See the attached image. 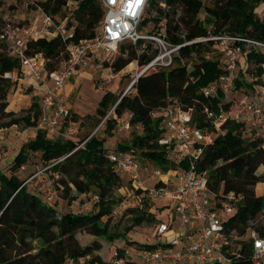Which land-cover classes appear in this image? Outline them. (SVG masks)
Instances as JSON below:
<instances>
[{
  "label": "trees",
  "instance_id": "1",
  "mask_svg": "<svg viewBox=\"0 0 264 264\" xmlns=\"http://www.w3.org/2000/svg\"><path fill=\"white\" fill-rule=\"evenodd\" d=\"M71 1L69 7L67 0H44L40 1V5L57 16L69 13L66 24H72V35L68 40L92 36L102 15L99 0ZM260 2L264 4V0H148L137 22V29L141 33L159 32L175 43L213 32L264 40V5L262 14L256 10ZM148 7L153 11L145 15ZM12 20L21 24L19 20ZM212 44V39H206L179 46L173 62L168 66H152L138 73L128 85L132 92L103 91L94 108L95 124L101 120L97 128L102 125L104 135H111L115 117L127 111V123L132 129L130 135L117 142L111 150L129 151L136 160L151 163L160 172L185 165L183 161H175L170 146L158 142L162 132L161 115L153 108L171 102L183 107L192 106L194 126L211 128L204 119L202 107L208 105L216 108L222 94L217 91L216 94L204 96L200 88L220 73L228 72L220 59L204 56L205 52L213 49ZM64 45L65 41L57 35L29 37L25 41L24 53L40 52L45 67L52 69L65 58ZM117 50L118 54L109 62L114 71L131 60L141 66L156 52V47L149 39L137 38L134 42H119ZM241 60H244L243 64H240ZM248 61L254 64L251 78L246 76ZM263 64L264 53L261 50H247L238 60V66L229 72L231 88L255 89L263 84ZM18 66V57L7 51L6 39L0 38V128L10 125L34 127L37 120L39 103L33 97L24 112L15 113L5 109L7 94L14 87L16 79L4 76L3 72L17 71ZM228 103L221 102L223 107H227ZM109 108L112 109L111 113L105 115ZM137 123L140 125L139 131L132 128ZM250 128L245 122L226 119L218 132L213 134L211 143L202 147L195 163L196 171L203 175L211 191H233L241 195L235 213L222 221V231L230 248L238 249L241 253L227 264H251V248L245 239L249 228L264 236V223H255L264 210V194L257 195L254 191L257 183L264 185V137L253 135ZM82 141V145L75 148L76 141L59 135L47 137L43 130L35 129L34 135L22 142L12 156L11 172L0 171V264H61L65 257H72L77 263L82 259L80 264H105L107 258L101 252H104L106 244L123 239L126 246H152L125 237L133 225L145 221L154 224L157 219L154 213H150L152 203L144 197L140 204L123 208L131 211L130 227L123 231L110 228L112 207L121 198L113 191L122 183L107 159L109 150L103 146V137L91 134ZM30 152H38L43 164L65 155L48 168L58 174L57 181L62 185L61 196L70 202L77 194H95L94 211L58 213L54 204H46L38 197L36 192L40 191L28 190L27 181L18 178L14 170L25 165ZM260 167L262 169L258 171ZM135 192L141 193L140 189ZM77 230H83L95 239L81 245L75 237ZM117 251L120 252V249Z\"/></svg>",
  "mask_w": 264,
  "mask_h": 264
},
{
  "label": "built area",
  "instance_id": "2",
  "mask_svg": "<svg viewBox=\"0 0 264 264\" xmlns=\"http://www.w3.org/2000/svg\"><path fill=\"white\" fill-rule=\"evenodd\" d=\"M40 1L44 0H29L43 14L42 24L39 27L33 28L25 24L13 23L12 18L6 17L0 26V38L6 39L7 51L17 56L19 62L17 71H4L3 75L26 76L37 81L42 87L34 128L43 130L47 137L59 135L70 139L76 133L75 124L69 120L70 113L65 101L64 85L74 72L88 65L93 54L98 53L101 59H107L116 51L118 43L123 40L134 42L137 38L149 39L156 47V52L141 66L136 64L134 67V76H136L149 67L171 64L173 56L183 44L195 40L212 39V50L219 54L220 62L228 72L220 73L214 80L200 88L204 96L216 94L217 91L222 94L216 108L208 105L202 107L204 119L208 121L211 128L201 129L194 126L191 117L192 106L183 107L177 102H171L162 103L153 108L161 115L162 132L158 142L170 146L175 161L185 162L183 167L172 169V183L168 184V177L164 181L160 179V175L166 172L154 169L152 173L159 177L152 185L144 186L139 178L137 160L131 152L109 150L106 154L114 170L126 176L128 184L126 194L131 197V204H140L143 197L152 205L167 202L177 217V226L171 228L170 222L156 219L153 224L155 235L158 236L169 230L167 243H157L147 247L125 245L120 248V252L114 248L105 264L137 261H164L168 264H227L231 259L239 257L240 251L231 249L229 242L226 241L222 231V221L226 216L235 213L241 195L233 191L226 193L211 191L203 175L196 171L195 163L202 147L211 143L213 134L218 132L219 126L226 119L245 122L250 125L253 135L264 137V83L257 85L255 89H233L229 74L238 66V60L247 50H261L264 53V40L228 32H213L175 43L159 32L141 33L137 29V22L148 0H139V3L137 0H99L102 15L95 26L93 35L68 40L72 35V24H66L69 13L65 12L57 16L47 12L41 7ZM160 3L163 5V2ZM71 4L72 1L67 0L66 5L69 7ZM53 35L65 41V58L58 67L47 69L41 53L25 54L24 46L29 37ZM223 101H229L227 107H223L221 104ZM111 110L109 108L105 115L111 113ZM122 127H128L127 121L122 124ZM132 128L139 131V123ZM22 134L23 131L16 132L17 138L20 139ZM82 142L76 144L75 148L81 146ZM64 156L52 159L42 169L26 177L23 182L32 179L37 173H42ZM23 167L24 165H20L18 169ZM50 174L53 178L58 177L56 172H50ZM41 188L42 185L38 187V190ZM137 189H140L141 193L135 192ZM55 197L56 193L51 188L44 193L46 204L53 205ZM90 198L95 201L97 196L91 194ZM121 206L119 202L116 208ZM233 237L236 238L235 235ZM245 239L251 248V264H264V236L259 235L251 227ZM81 262L82 259L77 263L72 257H65L61 264H80Z\"/></svg>",
  "mask_w": 264,
  "mask_h": 264
},
{
  "label": "rangeland",
  "instance_id": "3",
  "mask_svg": "<svg viewBox=\"0 0 264 264\" xmlns=\"http://www.w3.org/2000/svg\"><path fill=\"white\" fill-rule=\"evenodd\" d=\"M203 2H208L212 0H201ZM263 2H260L257 5V12L262 14L263 12ZM153 11L151 7H148L147 11L144 12L145 15L150 14ZM6 17L12 18L14 20H19L21 24H25L28 27H39L42 24L43 14L40 12L38 8H35L29 0H0V18L4 20ZM74 22V21H73ZM2 24V21L0 22ZM144 40H148L144 38ZM125 42H131L130 40H124ZM118 54V50L114 51L110 54L109 58L104 59H95L84 68V70L89 71L88 73H83L80 78L79 84L82 85L79 93L72 92L68 95V101L71 106L76 108L80 107V112L92 114L94 112V107L97 100L100 98V95L104 90H111L113 92H132V88L129 86V81L134 77V60L132 62H128L125 64L122 69L119 71H114L109 62ZM205 57L209 58H218L219 54L214 52L213 50H209L204 53ZM244 60L240 61V64H243ZM245 66V65H244ZM254 64L251 62H247L246 76L251 78V72L253 71ZM16 79V83L14 87L7 94L9 100L14 99L17 103L16 105L20 106L15 113L24 112V108L27 104V101L30 100V92L27 89L26 83L19 80L17 77H12ZM28 93V94H27ZM78 104V105H77ZM80 104V105H79ZM76 106V107H75ZM77 109V108H76ZM74 119L79 121L78 125V133L74 136L73 140L79 144L85 136L89 135L94 131V129L100 124V121L95 124L94 119L92 117H83L77 112H73ZM94 116V115H93ZM128 112H123L120 116L115 117V122L112 128V134L109 136H105L102 129V125L93 132L94 135L98 137H103V146L107 147L108 150L114 149L117 142L126 139L131 132V126L128 125L127 128H123L122 124L127 121ZM3 128V127H2ZM25 129L23 136L18 139L16 133L14 131L19 132ZM31 129V128H30ZM30 129L21 128L18 125L16 127H12L10 130H0V140L2 141L0 146V171L3 172H11V158L18 148L20 144L27 139L30 138V133L28 131ZM33 130V129H32ZM10 132V133H9ZM4 139H7L5 142ZM3 152V153H2ZM138 163V173L139 178L144 186H150L156 181V176L152 173L153 169H156L151 163L145 162L142 159H137ZM45 164L41 163L38 152H30L28 155L27 162L25 163L22 169L14 170L15 174L20 179H25L27 176L36 173L38 170L42 169ZM262 167L258 169L261 171ZM50 169H45L42 173H37L32 177L29 181H27L26 188L28 190H33L38 194V197L44 202V193L49 189H53L56 193L55 197V208L58 213H63L66 211L72 212H90L94 211L93 200L90 198V195L77 194L75 199L67 202L65 198L61 196L62 185L57 181V178H53L50 174ZM121 183L123 185H127V178L123 173L118 174ZM46 182H49L47 185ZM42 185L41 190H38V187ZM36 191H35V190ZM255 194L262 195L264 194V185L257 183L254 187ZM73 192H71L72 194ZM114 195L117 194V190L113 191ZM122 198H120L121 200ZM119 200V201H120ZM118 201V202H119ZM117 202V203H118ZM52 203V201L50 202ZM116 203V204H117ZM116 204L113 205V211L109 216V226L112 230L115 231H123L125 228L130 227V219H131V211L128 209L123 210L124 206L121 208H116ZM125 207L127 203L124 204ZM165 208V209H164ZM159 219L166 220L171 223V228H175L177 226V217L175 213L170 209L169 206H165L161 208L159 211ZM257 224L264 223V210L258 215L256 218ZM154 225L152 223L145 221L140 225L132 226L125 234V237L128 240H133L138 243H146L149 245L165 244L168 242V232L166 230L163 234L155 235ZM75 237L78 239L79 244L85 245L89 244L94 237L86 234L83 230H77L75 232ZM125 244H127L123 239L117 240V242L112 244L104 245V252H101V255L104 258H109L112 255L113 249H120ZM106 247V248H105ZM134 264H168L164 261H146L140 262L137 261Z\"/></svg>",
  "mask_w": 264,
  "mask_h": 264
},
{
  "label": "crops",
  "instance_id": "4",
  "mask_svg": "<svg viewBox=\"0 0 264 264\" xmlns=\"http://www.w3.org/2000/svg\"><path fill=\"white\" fill-rule=\"evenodd\" d=\"M34 28V27H33ZM95 59H100V56H99V54L98 53H95V54H93V56H92V58H91V62H93ZM90 61H89V63H90ZM129 62H131V61H129ZM132 62H133V60H132ZM88 63V64H89ZM128 64V63H127ZM136 66V61L134 60V67ZM263 66H264V64H263ZM84 68H86V67H84ZM84 68L83 69H80V70H77L76 72H74L67 80H66V82H65V85H64V92H65V101H66V105H67V107H68V109H69V120L72 122V123H74L75 124V126H76V128H77V131H76V133L74 134V135H72L71 136V140L72 141H75V140H73V138H74V136H76V134L78 133V125H79V121L78 120H75L74 119V115H73V112H77V113H79L81 116H83V117H92V119H94V112H93V115L92 114H88V113H83V112H80V111H78V110H80V107H76V108H74V107H72L71 105L72 104H70V102L68 101V95L69 94H71L72 92H76L75 94H77V93H79V91L81 90V87H82V85L81 84H79V82H80V80H81V78H80V76L83 74V73H88L89 71H86V70H84ZM122 69V68H121ZM119 71V70H118ZM117 71V72H118ZM264 75V74H263ZM19 80L17 81V84L19 83V81H23L24 83H26V86H27V89H29V92H30V94H29V96H30V99H31V97H33V98H35V99H37L38 100V98H39V96H40V94H41V92H42V87H41V85L37 82V81H35V80H32V79H30V78H28V77H26V76H19V77H17ZM131 81V80H130ZM129 81V82H130ZM16 83V82H15ZM28 94V93H27ZM29 101L30 100H28L27 101V104L26 105H24V106H27L28 104H29ZM16 101L14 100V99H12V100H9L8 99V103H7V105H6V108L5 109H7V110H13L14 112L15 111H17V109L20 107V106H18V105H16ZM78 105V104H77ZM80 105V104H79ZM96 105V104H95ZM95 108V107H94ZM12 127H16V125H10V126H8V127H3V128H0V130H10ZM31 128V129H30ZM27 129H30L29 131H28V133H30V138L34 135V131H35V128L34 127H28ZM33 129V130H32ZM23 131V133H24V131H25V129H23L22 130ZM10 133V132H9ZM14 133H16V131H14ZM90 135V134H89ZM75 139V138H74ZM7 139H4V141L3 142H5ZM0 142L2 143V141L0 140ZM3 144V143H2ZM18 148H19V146H18ZM18 148L16 149V151L18 150ZM16 151L14 152V154L16 153ZM13 154V155H14ZM173 174V170L172 169H168L167 171H166V173L164 174V175H160V179H162L163 181L165 180V178L166 177H168L169 178V180H168V184H170V182L172 183V177H171V175ZM159 176H156V180H157V178H158ZM260 184H263V183H260ZM128 185V184H127ZM127 185H121L118 189H117V194L118 195H121L120 197L122 198L121 200H120V203H121V205L122 206H125L124 204L125 203H127V206H131L132 204H131V197L130 196H128V194H126L127 193ZM126 195V196H125ZM128 196V197H127ZM166 205H169L167 202H158V203H156L155 205H153L152 207H150V213L151 214H153L154 213V215L157 217V221L159 220V211H161V208L162 207H165ZM169 207H170V205H169ZM171 208V207H170ZM165 209V208H164ZM152 226H153V224H152Z\"/></svg>",
  "mask_w": 264,
  "mask_h": 264
},
{
  "label": "water",
  "instance_id": "5",
  "mask_svg": "<svg viewBox=\"0 0 264 264\" xmlns=\"http://www.w3.org/2000/svg\"><path fill=\"white\" fill-rule=\"evenodd\" d=\"M136 78V76H134L133 78H132V80L128 83V85L134 80Z\"/></svg>",
  "mask_w": 264,
  "mask_h": 264
},
{
  "label": "snow or ice",
  "instance_id": "6",
  "mask_svg": "<svg viewBox=\"0 0 264 264\" xmlns=\"http://www.w3.org/2000/svg\"><path fill=\"white\" fill-rule=\"evenodd\" d=\"M137 3H139V0H137Z\"/></svg>",
  "mask_w": 264,
  "mask_h": 264
}]
</instances>
